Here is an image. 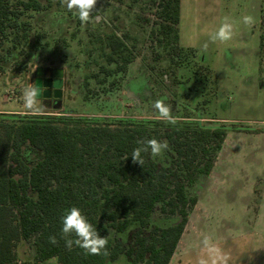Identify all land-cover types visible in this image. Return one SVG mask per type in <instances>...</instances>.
<instances>
[{
	"label": "rangeland",
	"instance_id": "rangeland-1",
	"mask_svg": "<svg viewBox=\"0 0 264 264\" xmlns=\"http://www.w3.org/2000/svg\"><path fill=\"white\" fill-rule=\"evenodd\" d=\"M23 1L29 0L9 1L19 26L0 49V116L28 113L24 88L35 83L38 70L59 68L66 81L62 105L40 114L102 122L157 119L153 104L160 100L177 121L225 125L230 133L211 174L190 189L198 202L169 264H211L212 258L216 264H264V133H256L264 132V0H181L174 52L159 41V0H98L88 23L60 0H38L39 11L26 10ZM245 15L254 18L251 26ZM226 21L232 39L213 42L211 35ZM92 29L129 33L137 46L126 71L102 83L86 54ZM24 155L30 164L42 156L32 148ZM151 221L166 227L180 217L157 209ZM121 238L127 246V234ZM16 251L20 264H33L31 242L20 241ZM39 264L59 263L53 258ZM109 264L131 263L121 254Z\"/></svg>",
	"mask_w": 264,
	"mask_h": 264
},
{
	"label": "trees",
	"instance_id": "trees-1",
	"mask_svg": "<svg viewBox=\"0 0 264 264\" xmlns=\"http://www.w3.org/2000/svg\"><path fill=\"white\" fill-rule=\"evenodd\" d=\"M9 1L0 0V49L9 30L19 26ZM21 4L26 10L43 9L38 0ZM159 6V41L174 52L179 49L181 0H159ZM132 40L129 33L119 35L115 29L89 31L86 54L103 75L100 83L126 71L135 59ZM4 70L0 60V76ZM226 136L225 125L191 121L0 116V264L18 263L20 241L31 242L33 264L53 258L59 264H109L121 254L131 264H169L198 202L190 189L211 174ZM153 138L168 142L164 159L142 153L143 167L133 164L138 142ZM25 148L41 152V159L27 162ZM73 206L107 238L109 255L65 247L61 217ZM157 209L180 221L166 227L152 223ZM51 236L57 244L49 242Z\"/></svg>",
	"mask_w": 264,
	"mask_h": 264
},
{
	"label": "clouds",
	"instance_id": "clouds-1",
	"mask_svg": "<svg viewBox=\"0 0 264 264\" xmlns=\"http://www.w3.org/2000/svg\"><path fill=\"white\" fill-rule=\"evenodd\" d=\"M60 2L66 6L68 11L73 12L82 23H88L93 11L96 9L98 0H60ZM243 21L246 25L251 26L254 23V18L250 15H245ZM233 34L232 24L226 21L221 24L210 38L213 42L218 40L223 43L231 40ZM43 92L44 88L37 86L35 83H29L24 88L22 97L27 111L37 112L45 108L42 99ZM38 104L40 105L39 107L37 106ZM153 107L157 110V119L169 124L177 122V118L172 115V109L163 101H155ZM138 144L139 146L133 149L131 158L133 164H139L142 167L145 163L142 153H150L151 157L156 158L169 148L167 141H160L155 138L139 141ZM61 221V238L65 240V247L69 250L75 245L89 255H109L107 238L99 234L78 207L73 206L68 209L66 214L61 217ZM49 242L52 244L58 243L55 236L49 237ZM200 264H208V262L201 260ZM211 264H216L214 258H212Z\"/></svg>",
	"mask_w": 264,
	"mask_h": 264
},
{
	"label": "water",
	"instance_id": "water-1",
	"mask_svg": "<svg viewBox=\"0 0 264 264\" xmlns=\"http://www.w3.org/2000/svg\"><path fill=\"white\" fill-rule=\"evenodd\" d=\"M41 70L37 72V78L35 79V84L37 86L43 87L45 90L43 92L44 98H55L59 99L62 96V88H63V78L64 72L62 69H47L45 70L46 78H42L40 76ZM40 106L39 104L37 105ZM58 107V106H57Z\"/></svg>",
	"mask_w": 264,
	"mask_h": 264
},
{
	"label": "flooded vegetation",
	"instance_id": "flooded-vegetation-1",
	"mask_svg": "<svg viewBox=\"0 0 264 264\" xmlns=\"http://www.w3.org/2000/svg\"><path fill=\"white\" fill-rule=\"evenodd\" d=\"M37 76L35 77V79L37 78ZM40 76L42 78H44V79L46 78L45 70H43V71L41 70ZM63 81H64V83H63V88H62V96L59 99H55L53 97H51V98H44V97H42L43 101L47 102L48 105L55 106V107H57V106L60 107L62 105L61 102H62V100L64 98V91H65V85H66L65 78H63Z\"/></svg>",
	"mask_w": 264,
	"mask_h": 264
},
{
	"label": "crops",
	"instance_id": "crops-1",
	"mask_svg": "<svg viewBox=\"0 0 264 264\" xmlns=\"http://www.w3.org/2000/svg\"><path fill=\"white\" fill-rule=\"evenodd\" d=\"M43 106L45 107V108H43V109H41V110H39V111H37V112H39V113H41V111L42 110H47V109H50V105H48L47 104V102H45V101H43ZM1 113L3 114H5V113H21V114H29V113H32V112H28V113H25V112H10V111H1ZM34 113V112H33ZM44 114V113H43ZM232 130H234V131H238V132H241V130H238V129H232ZM229 133H230V131L228 132L227 131V136H226V139H225V141H224V144H225V142L227 141V138H228V135H229ZM257 134H259V135H261V134H263L264 132L263 131H261V132H256ZM224 144H223V147H224ZM223 147H222V149H223ZM221 152V151H220ZM219 155H220V153H219ZM218 158H219V156H218ZM53 260V259H52Z\"/></svg>",
	"mask_w": 264,
	"mask_h": 264
},
{
	"label": "built area",
	"instance_id": "built-area-1",
	"mask_svg": "<svg viewBox=\"0 0 264 264\" xmlns=\"http://www.w3.org/2000/svg\"><path fill=\"white\" fill-rule=\"evenodd\" d=\"M18 263L20 264V262L18 261Z\"/></svg>",
	"mask_w": 264,
	"mask_h": 264
}]
</instances>
